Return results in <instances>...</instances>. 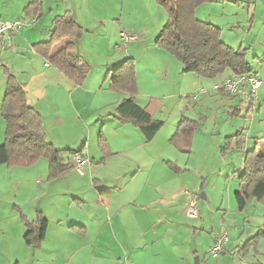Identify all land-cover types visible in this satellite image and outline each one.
I'll list each match as a JSON object with an SVG mask.
<instances>
[{
  "label": "crops",
  "instance_id": "0c3cea01",
  "mask_svg": "<svg viewBox=\"0 0 264 264\" xmlns=\"http://www.w3.org/2000/svg\"><path fill=\"white\" fill-rule=\"evenodd\" d=\"M33 1L0 0V21L19 25L11 39L15 51L0 52V104L6 77L10 74L23 87L27 105L40 115L46 140L54 148L56 142L48 133L56 134L68 116L81 127L94 122L101 124L104 132L108 129L111 132V138L107 140L110 156L100 162L102 155L96 151L95 158L90 161L86 148L73 152L71 158L79 154L86 162L83 175H79L73 167L53 181L47 180L48 172L43 178L48 168L47 163L38 167L40 160L26 168L1 165L0 264H192L193 258L196 259L195 264H202L200 253H209L218 237L214 231L217 212H212V204H199L196 196V191L201 188L200 172L207 163L210 150H203L201 155L198 153L201 150L194 148L195 133L188 155L173 146V149L153 146L163 134L170 117L167 115L172 113V109L177 110L180 119L183 116L181 109L188 111L192 105H197L198 100L201 102V98H212L213 94H218L216 88L229 79L230 74L215 78L217 81L210 87L211 90L205 91L204 79L197 78L193 73H183L181 64L171 55L163 51L145 57L140 54L139 57L146 60L144 71L148 76L136 63L138 93L135 102L140 107H146L151 100H160L154 119L164 123L153 140L145 143L138 129L111 118L115 116L119 103L127 97L106 93L107 84L103 83L106 73L124 60L136 61L134 51L138 50L137 45L133 52L127 50L122 57L100 56L89 62L78 49V41L75 51L69 53L71 65L79 70L84 79L81 86H76L48 61L35 54L33 45L48 41L55 23L78 24L83 30V39L89 32L86 15L90 16L93 11L90 1L38 0L41 7L39 14H27L26 9ZM202 6L209 9L212 18H204ZM109 7L112 8V5ZM195 17L219 28L221 41L227 46L244 49L246 57L249 52H252L253 58L262 57L264 7L260 0H209L196 9ZM101 26L106 31L105 25ZM225 28L229 33L224 39ZM240 29L243 30L241 36ZM240 38L241 44L235 46ZM232 40L235 44H231ZM69 42V39H63L54 44L51 54L65 48ZM98 61L101 64L98 65ZM248 63L252 67L251 75L261 82L253 107L245 110L247 117L252 116L248 127L251 130L254 113L260 115L261 112L258 98L264 93V87L259 73L253 64ZM97 68L101 69L95 73ZM224 97L230 101L229 104L221 99L215 105L221 109L222 115L227 108L237 106L236 99L241 101L240 96ZM169 101L174 102L173 108ZM106 108H110L109 112ZM240 111L244 112L243 109ZM188 119L194 120L191 117ZM232 129L223 140L219 138V154L223 141L233 136L235 130ZM4 130L0 117V145L4 143ZM247 134L240 149L233 143L225 156H220V162L230 166L233 172L242 169L243 156L253 150L251 146L256 142L260 145L259 140L264 139V133L259 132L253 135L250 143L251 134ZM68 163L72 164V159ZM166 163L175 165L179 172L171 171ZM43 179L55 186L47 202L42 201ZM200 198L208 200L202 194ZM191 201L196 202L195 218L187 215V206ZM37 213L43 215L48 225L43 241L34 249L23 241L26 229L20 215L33 222ZM206 215L214 216L210 230L215 235L203 242L200 235L206 227ZM224 221L225 218H221V223ZM72 226L81 229L71 230ZM240 264L256 263L243 257Z\"/></svg>",
  "mask_w": 264,
  "mask_h": 264
},
{
  "label": "trees",
  "instance_id": "16d2710c",
  "mask_svg": "<svg viewBox=\"0 0 264 264\" xmlns=\"http://www.w3.org/2000/svg\"><path fill=\"white\" fill-rule=\"evenodd\" d=\"M208 1L157 0L167 12V22L158 32L155 44L181 64L183 73H193L199 79L213 80L226 73L230 74V78L251 75L252 67L246 61V51L227 46L221 41L219 28L196 19V9ZM260 1L264 7V0ZM40 9L39 1L34 0L27 7L26 13L38 15ZM81 34L82 28L74 22L55 23L49 40L33 45L35 54L48 61L76 86H81L84 79L79 70L71 65L69 53L75 51ZM63 39H69L70 42L65 48L51 54L53 45ZM106 79H109L108 88L111 91L128 95L117 106L114 118L121 124H131L140 131L145 143H150L164 126L163 122L154 119L160 100L153 99L146 107L137 105L133 60H124L106 73ZM217 92L231 97L221 88H218ZM252 107L253 102H250L248 110ZM227 115L230 118L238 117L240 110L230 108ZM0 117L5 125L4 143L0 145V166L26 168L44 159L48 168V181L55 180L73 168L72 164L64 159L70 151L55 149L46 140L40 115L27 105L23 87L10 74L6 77ZM198 125L194 120L181 116L169 144L183 154H190L192 136ZM244 141V136L240 132L235 136L227 137L220 149L221 157L225 156L234 142L235 147L240 149ZM254 147H257V142ZM255 148L244 154L242 169L237 171L239 186L234 194V200L239 212H242L252 201L264 206V152H257ZM99 150L102 155L100 162L110 156L108 145L101 138ZM166 166L175 173L179 172L171 163H166ZM20 220L26 229L23 236L25 245L38 248L45 237L47 220L41 213H37L33 222H29L23 215H20ZM70 229L81 228L72 226ZM261 239H264V222L258 233L247 240L242 255L248 254L253 244Z\"/></svg>",
  "mask_w": 264,
  "mask_h": 264
},
{
  "label": "rangeland",
  "instance_id": "374dc122",
  "mask_svg": "<svg viewBox=\"0 0 264 264\" xmlns=\"http://www.w3.org/2000/svg\"><path fill=\"white\" fill-rule=\"evenodd\" d=\"M89 1L92 7L91 9L93 10L90 13V16L86 15V19L88 20V25L86 28H89L87 29L89 32L84 35L83 39H81L83 34L82 30L78 45V49H81V52L85 55L89 62H94L96 57L98 59L100 56L113 55V57H122L126 55L127 50H132L133 52L134 46L137 45L138 50L136 49L134 51L136 55V61L133 60L134 69L137 63L139 68L141 67V70L144 71L146 60L145 58L141 59V57H145L144 55H151L153 52L163 51L158 48L155 43L158 32L167 22V12L158 4L157 0ZM109 5H112V8H110ZM201 9V14L204 16V18H208V16L209 18H212L210 17L212 14L210 13L209 9L203 8V6ZM101 24L105 25L106 31H104ZM226 30L228 29L225 28L223 31L224 39L228 37L229 33ZM246 30L247 28L244 29V32ZM241 31L243 30L240 29V36L242 35ZM120 32L122 34H120ZM240 42L241 38L237 44H235V41L233 40L231 41V44L238 46L241 44ZM245 43L243 46H245ZM140 54L141 57H139ZM262 54L263 57L264 48L262 50ZM260 56L261 55H259V57L253 58L252 52H249L246 58L247 62L253 64L257 73H259L260 80L262 81V85L264 87V57L262 58ZM97 64H101V61H98ZM99 69L101 68H97L95 73ZM143 73L146 75L145 71ZM204 81L205 85L203 88L205 91H207L211 90L210 87L217 80L213 79ZM103 83L107 84L106 93H113L115 95L128 97L127 94H119L111 91L108 88L109 79L104 80ZM263 90L264 88L262 91ZM221 97L224 96H221L220 94H213L212 98H208V96H206L205 98L200 99L201 102L198 100L196 106L193 107L192 105L190 110L185 111L184 109H181L183 116L194 118V121L199 124L194 132V148L201 150V152H198L200 155L201 153H204L202 152L203 150H210L207 156V163L202 167L200 172L199 179L201 178V189L200 191H196L197 202L203 205L212 204V212L216 211L218 214L214 230L218 233L217 238L224 234L227 235L225 251L218 256H210L208 253L205 255V252H202L200 253L202 258L201 261L202 264H240V260L243 257H247L248 262L264 264V239L258 240L255 244H253L254 246L250 248L249 255H242V249L244 248L247 240L258 233V231L263 227L264 206L256 201H252L246 207L243 213L237 210L234 194L238 190L239 186L238 173L237 171L233 172V169H231V167L227 164H222V162H220L221 155L219 154V148L217 147L219 138L221 137V140H223L225 136H228L230 134L231 128H233L232 130H235L233 136H235L237 132L242 133L243 136L247 133L249 134L250 132V143L253 140L252 138L254 137V134L259 132L264 133V93L260 98H258V102L261 104L262 108L260 115H258L257 112L254 113V121L252 120L251 130H249L248 127L251 125L249 118L252 116H246L245 110L247 107L242 102V98L240 97L241 101L236 99L237 106L234 108H237L238 110L243 109L244 112L240 111V116L230 118L227 115L230 108L226 107V113L225 115H222L220 114L221 109L215 106L217 103L221 102V99L227 101L228 104L230 103L227 98ZM168 103L171 105V108H173L172 106L174 105V102L169 101ZM106 109L109 112L110 108ZM90 110H92V107H90ZM47 111H49V109H47ZM107 116L110 117L108 114ZM167 116H170L168 117V124L163 129V134H160L153 147H167L173 149L169 144V140L176 132L177 123L179 120L177 110L172 109V113H169ZM158 117L161 120H165L160 115H158ZM111 118L114 119L113 116H111ZM243 123H246V127L243 126ZM85 125L86 124H84L82 128L80 124L66 116V121L61 125L56 134L54 132L48 133V136L51 138L53 137L56 142L55 148L70 151V153L64 157L65 161L68 162L72 159L71 154L73 152H78L84 148H86V155L91 161L93 158H95V152H100V138L108 145L107 140L111 138V136L109 137L111 132L108 129H106L104 132V127H102L101 124H94V122L91 123V125H87L86 127ZM110 141L113 142L112 139H110ZM259 141L261 144L257 145L256 148L254 145L251 146L250 144V146L252 149L255 148L257 152H264V139H260ZM224 142L225 140L223 141V145ZM43 163L46 164V161L41 159L39 161L38 167ZM47 172L48 171L43 173V178H46ZM54 188V184H51L43 179L41 185L43 202H47V199L50 197ZM201 194L207 196L208 200L204 201L201 199ZM221 218H225L223 223H221ZM205 222L206 227L200 235L202 237L200 238L203 239V242L211 235H215V232H211L210 230V228H212V223L214 222V216L206 215ZM230 251L235 252V254L231 255ZM195 261L196 259L193 258L192 264H195Z\"/></svg>",
  "mask_w": 264,
  "mask_h": 264
},
{
  "label": "built area",
  "instance_id": "2783aa9c",
  "mask_svg": "<svg viewBox=\"0 0 264 264\" xmlns=\"http://www.w3.org/2000/svg\"><path fill=\"white\" fill-rule=\"evenodd\" d=\"M18 23L3 22L0 21V52L4 50L15 51V48L11 44V39L14 33L18 30ZM261 86V82L253 75H245L240 77H231L225 80L220 86L216 88L223 89L229 96H240L242 102L247 107L250 102L256 100V91ZM85 161L79 154L72 156V165L79 175H83ZM187 215L190 218L197 216L196 202L191 201L187 206ZM227 243V235H221L212 245L209 250L210 256H218L225 251V245ZM231 255L235 252H230Z\"/></svg>",
  "mask_w": 264,
  "mask_h": 264
},
{
  "label": "water",
  "instance_id": "95a60500",
  "mask_svg": "<svg viewBox=\"0 0 264 264\" xmlns=\"http://www.w3.org/2000/svg\"><path fill=\"white\" fill-rule=\"evenodd\" d=\"M97 192H99V190H97Z\"/></svg>",
  "mask_w": 264,
  "mask_h": 264
}]
</instances>
